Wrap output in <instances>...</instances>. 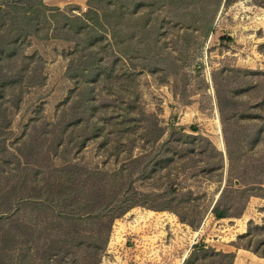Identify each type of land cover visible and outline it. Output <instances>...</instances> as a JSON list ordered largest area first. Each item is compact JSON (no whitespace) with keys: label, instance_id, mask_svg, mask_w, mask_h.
<instances>
[{"label":"trees","instance_id":"obj_1","mask_svg":"<svg viewBox=\"0 0 264 264\" xmlns=\"http://www.w3.org/2000/svg\"><path fill=\"white\" fill-rule=\"evenodd\" d=\"M86 6V12L77 15L73 11L78 6L62 10L43 0H0V264H99L114 222L136 207L171 212L197 229L202 217L185 197L190 191L181 194L171 178L175 165L182 162L188 164L185 179L209 180L216 175L215 181L221 183L226 172L224 187L210 208L216 220L239 219L250 198L264 200V114L259 116L243 99L259 88L254 77L264 72L221 68L212 74L225 155L208 138L186 134L174 122L160 144L166 130L158 118L133 105L135 98L125 102L130 96L115 87L118 80L135 81L136 76V64L123 51L121 23L113 20L116 15L122 18L123 6L108 1L94 6L91 0ZM34 39L72 44L66 73L74 85H92L105 96L121 98L118 114L105 112L94 121L88 120L97 110L90 101L91 108L54 137L51 150L36 154L50 160V178L44 177L37 161H30L27 144L9 142L7 132L8 109L18 107L25 91L45 82L42 59L26 52ZM130 41L138 44L134 37ZM258 52L264 55V44ZM152 54L149 62L154 61ZM149 65L139 69L153 72ZM101 101L102 108L110 107L111 102ZM259 106L264 113V97ZM85 129L90 136L81 137ZM189 129L198 133L196 126ZM96 139L112 161L93 167L81 164L74 156ZM62 145L64 149L58 150ZM55 156L59 164H54ZM147 179L161 190L159 206L147 204L149 196L140 190L139 184ZM232 246L264 258V220L261 225L249 223ZM191 250L183 264H199L200 257L210 258L201 264L235 261L234 253L217 252L203 243Z\"/></svg>","mask_w":264,"mask_h":264},{"label":"rangeland","instance_id":"obj_2","mask_svg":"<svg viewBox=\"0 0 264 264\" xmlns=\"http://www.w3.org/2000/svg\"><path fill=\"white\" fill-rule=\"evenodd\" d=\"M107 1L123 6L122 18L116 15L113 20L120 21V40L126 43L123 51L136 64L135 81L118 80L115 84L117 90L130 96L124 101L135 98L133 105L158 118L166 130L160 144L165 142L170 124L174 122L176 127H183L186 134L208 138L225 155L212 74L221 68L264 72V55L258 52V47L264 44V0H234L229 4L225 0H91L94 6H103ZM43 2L62 10L77 6L73 0ZM86 10L85 0L73 13L79 15ZM132 37L138 44L130 45ZM72 46L59 40H32L26 52L35 53L42 59L45 82L25 91L18 107L13 106L7 111L9 142H25L30 161L41 165L45 178H50L52 173L51 162L43 157V150L52 149L54 137L66 124L91 105L97 110L89 121L97 120L105 112L116 115L121 111L119 96H105L100 88L92 85L76 87L68 78V54ZM149 53L154 55L153 62H149ZM149 64L153 72L139 69ZM254 79L259 82V88L245 93L243 99L262 116L264 113L259 104L264 97V75ZM101 100L111 102L110 107L102 108ZM190 126H196L198 133H192ZM80 133L81 137L90 136L87 129ZM99 143L98 139L88 141L84 151L74 157L91 167L112 161L103 154H109V151L100 148ZM73 146L71 143L68 147ZM64 147L59 146L58 150ZM40 152L41 155H36ZM52 160L59 164L56 156ZM182 163L175 165L171 178L178 182L181 194L190 191V196L185 197L190 200L194 213L202 217L200 226L191 229L171 212L136 207L114 222L99 264H183V258L186 259L192 247L199 243L217 252L234 253V264H264V258L232 246L237 237L246 232L249 223L262 224L264 200L250 198L239 219L216 220L210 208L224 187L226 172L221 183L215 181L216 175L209 180L185 179L183 171L188 164ZM152 182L147 179L139 185L149 196L147 204L156 207L162 203L159 199L161 190ZM208 259L200 257L198 262L206 263Z\"/></svg>","mask_w":264,"mask_h":264},{"label":"crops","instance_id":"obj_3","mask_svg":"<svg viewBox=\"0 0 264 264\" xmlns=\"http://www.w3.org/2000/svg\"><path fill=\"white\" fill-rule=\"evenodd\" d=\"M75 5L81 7L82 4H84L85 0H73Z\"/></svg>","mask_w":264,"mask_h":264},{"label":"water","instance_id":"obj_4","mask_svg":"<svg viewBox=\"0 0 264 264\" xmlns=\"http://www.w3.org/2000/svg\"><path fill=\"white\" fill-rule=\"evenodd\" d=\"M185 258H183L182 262L184 261Z\"/></svg>","mask_w":264,"mask_h":264}]
</instances>
